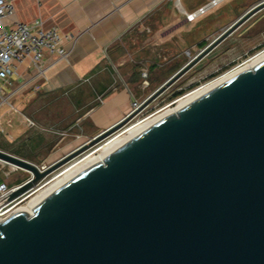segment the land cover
Instances as JSON below:
<instances>
[{"label": "water", "instance_id": "1", "mask_svg": "<svg viewBox=\"0 0 264 264\" xmlns=\"http://www.w3.org/2000/svg\"><path fill=\"white\" fill-rule=\"evenodd\" d=\"M264 8L248 9L141 105L39 171L122 129ZM0 221V264H264V58L155 120Z\"/></svg>", "mask_w": 264, "mask_h": 264}, {"label": "crops", "instance_id": "2", "mask_svg": "<svg viewBox=\"0 0 264 264\" xmlns=\"http://www.w3.org/2000/svg\"><path fill=\"white\" fill-rule=\"evenodd\" d=\"M257 1L221 0L196 20L187 21L185 12L209 0H14L16 12L8 22L40 19L46 27L71 35L65 41L68 58L58 60L45 74L34 76L29 61L19 65L22 78L16 84L22 87L15 100L38 92L59 94L67 102L73 98L76 103L99 100L72 124L81 127L88 122L99 129L94 132L90 127L82 133L79 138L84 143L126 117L134 101L149 95L147 86L161 85ZM226 39L208 55L219 51ZM53 60L47 54L46 62ZM110 73L118 75L119 85L113 84L116 79L110 83ZM144 80L148 84H142ZM57 147L58 142L51 153Z\"/></svg>", "mask_w": 264, "mask_h": 264}, {"label": "rangeland", "instance_id": "3", "mask_svg": "<svg viewBox=\"0 0 264 264\" xmlns=\"http://www.w3.org/2000/svg\"><path fill=\"white\" fill-rule=\"evenodd\" d=\"M263 49L264 10L246 21L237 34L228 36L225 44L219 51L205 56L206 58L204 57L201 64L190 69L145 109L137 113L127 125L166 107L169 103L175 101L190 90L220 76ZM156 72L160 73L159 70ZM108 76L110 83L114 81L113 79H116V82H113L114 85H119L121 82L116 73L113 76L110 73ZM108 76L105 75L104 77L106 83L108 82ZM165 81L162 80L163 83ZM158 86L160 85L157 83L152 86H147L145 93L150 95ZM14 102L20 113L15 114L14 111L6 113L5 111L8 110L6 107H3L0 111V125L4 128V131L0 132V148L36 164L55 162L83 143V141H80L79 136L86 132L87 129L91 127L94 132L99 130L95 126H88V122H83L81 127L79 125H72L84 110L96 104L99 100L76 103L75 98H73L72 102H67L61 100L59 94L45 95L42 92H38L34 96L27 93L20 95ZM174 106L172 105L171 107ZM23 116H26L27 119ZM77 141L80 143H76ZM56 142H58L57 150L55 149L51 153V147ZM95 146L90 149H93ZM62 168L48 178L53 177ZM26 177L27 174L21 170L12 171L10 165H0V179L6 181L9 185H14Z\"/></svg>", "mask_w": 264, "mask_h": 264}, {"label": "built area", "instance_id": "4", "mask_svg": "<svg viewBox=\"0 0 264 264\" xmlns=\"http://www.w3.org/2000/svg\"><path fill=\"white\" fill-rule=\"evenodd\" d=\"M220 1L221 0H209L208 3L196 10L185 12V19L187 21L196 20L211 6ZM15 12L16 7L14 0H0V111L3 107H6L8 109L6 113L14 111L16 114L20 113V111L17 109L14 101L22 87L16 84L17 80L19 81V78H22L21 73L18 72L19 65L23 64L25 61H29L30 67L35 72L34 76L45 74L51 65L55 64L58 60L68 58L69 52L65 48V41L71 39V35L63 34L57 27H46L44 21L40 19L32 23L23 21L8 22V20L15 15ZM47 54L54 57L53 62H46ZM245 61L240 62L229 70L242 65ZM147 76L148 74L143 72V77L146 78ZM143 84H148V81L144 80ZM22 85H24L23 82ZM174 102L175 101L169 104H173ZM141 103L142 102L134 101L130 113L135 111ZM161 110L162 108L152 114L158 113ZM23 117L27 119L26 116ZM25 122L28 123L27 120H25ZM3 131L4 128L0 125V132ZM0 150L3 149L0 148ZM51 164L52 163H44L36 165L39 171L42 172ZM0 165L4 166L10 164L4 163V161L0 159ZM10 166L12 167V171L21 170L27 174V177L14 185H9L6 181L0 179V221L9 217L22 206L28 205L30 201L39 194V190L44 188L47 182L53 178L48 177L63 167L60 166L53 170L41 179L38 184L12 200L7 201L6 199L9 195L34 178V173L32 171L16 164ZM31 209L33 210V206Z\"/></svg>", "mask_w": 264, "mask_h": 264}, {"label": "bare ground", "instance_id": "5", "mask_svg": "<svg viewBox=\"0 0 264 264\" xmlns=\"http://www.w3.org/2000/svg\"><path fill=\"white\" fill-rule=\"evenodd\" d=\"M264 58V49L260 52H258L256 55L252 56L250 59L245 61L242 65L224 72L220 76L206 82L205 84L198 86L183 96L179 97L175 100L173 104H169L168 106L162 108L161 111L155 114L148 115L144 118H140L137 121L126 125L116 133L109 136L107 139H105L103 142L97 144L93 149L87 150L84 152L81 156H78L77 158L73 159L71 162L63 166V168L53 176L51 180L47 182V184L39 190V194L34 197L30 203L26 206L32 207L33 203L39 199L41 196L52 190L57 184H59L64 179L68 178L78 170H80L82 167L87 165L89 162L93 161L96 158H104V156L113 148L118 146L119 144L123 143L130 137L134 136L136 133H138L140 130L154 122L155 120L159 119L163 115L169 113L170 111L174 110L176 111L180 107H182L184 104L188 103L189 101L193 100L197 96L201 95L205 91L209 90L213 86L217 85L218 83L222 82L223 80L227 79L228 77L232 76L233 74L237 73L238 71L242 70L243 68L249 66L252 67L256 62L260 61ZM172 105H175L174 107H171ZM2 159V158H0ZM4 163L13 165L14 163L9 162L5 159H2ZM41 191V192H40ZM24 207V206H22ZM21 207V208H22ZM32 210V209H31Z\"/></svg>", "mask_w": 264, "mask_h": 264}, {"label": "flooded vegetation", "instance_id": "6", "mask_svg": "<svg viewBox=\"0 0 264 264\" xmlns=\"http://www.w3.org/2000/svg\"><path fill=\"white\" fill-rule=\"evenodd\" d=\"M261 1H263V0H258L256 3H254L253 5H251L248 9H250L252 6L257 5V4L260 3ZM248 9H247V10H248ZM262 10H264V8L261 9L260 11H258L257 13H255L253 16L257 15V14H258L259 12H261ZM251 17H252V16H251ZM251 17H250V18H251ZM250 18H249L248 20H250ZM248 20H247V21H248Z\"/></svg>", "mask_w": 264, "mask_h": 264}, {"label": "trees", "instance_id": "7", "mask_svg": "<svg viewBox=\"0 0 264 264\" xmlns=\"http://www.w3.org/2000/svg\"><path fill=\"white\" fill-rule=\"evenodd\" d=\"M203 46H205V45H203Z\"/></svg>", "mask_w": 264, "mask_h": 264}]
</instances>
